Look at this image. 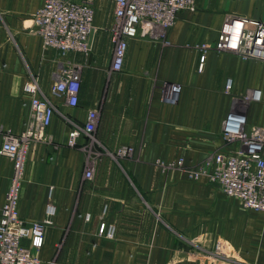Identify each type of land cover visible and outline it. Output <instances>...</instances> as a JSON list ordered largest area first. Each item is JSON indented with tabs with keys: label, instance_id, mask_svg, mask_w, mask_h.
Masks as SVG:
<instances>
[{
	"label": "crops",
	"instance_id": "1",
	"mask_svg": "<svg viewBox=\"0 0 264 264\" xmlns=\"http://www.w3.org/2000/svg\"><path fill=\"white\" fill-rule=\"evenodd\" d=\"M43 4L0 0V148L5 134L28 127V82L37 80L42 98L55 107L46 140L29 151L20 193L21 218L33 223L45 218L53 188L56 215L34 254L44 262L58 256L56 264H264V212L246 210L208 180L189 175L229 149L222 128L231 110L264 130V63L213 47L202 70L199 50L215 45L228 16L264 22V0H197L196 10L182 12L165 38L131 40L117 73L111 71L113 2L94 4L88 58L44 47L32 32ZM73 64L82 66L75 109L51 93ZM175 85L182 92L172 105L165 95ZM256 90L261 100L245 104ZM97 102L102 111L95 143L82 138L81 147H67L72 123L84 124ZM121 148L134 153L120 158L115 153ZM88 165L92 180L84 179ZM12 173L11 161L0 156V210ZM104 222L116 227L114 240L98 234Z\"/></svg>",
	"mask_w": 264,
	"mask_h": 264
},
{
	"label": "built area",
	"instance_id": "2",
	"mask_svg": "<svg viewBox=\"0 0 264 264\" xmlns=\"http://www.w3.org/2000/svg\"><path fill=\"white\" fill-rule=\"evenodd\" d=\"M115 4L112 42L114 44L111 71L121 72L127 57L129 43L136 38L163 39L179 15L195 11L197 0H108ZM96 0H44L33 18L32 32L43 39L44 47L56 50L62 57L79 54L88 58L92 52L95 27ZM215 48L238 55L244 61L264 63V22L247 17L228 16L220 30L214 46L202 44L200 69L203 70L207 53ZM82 66L73 64L63 69L58 82L52 87L53 96L62 97L70 108L80 107V73ZM231 82L227 84V91ZM24 92L31 96V119L26 130L15 135L3 136L0 156L8 158L13 166L11 183L5 202L0 210V264H56L42 261L34 254L44 246L46 230L53 225L56 208L52 203L53 188H50L46 216L42 221L27 223L19 210L20 193L26 175V162L33 144L46 140L47 130L55 115L54 105L42 98L37 80L28 82ZM182 88L178 85L167 89L165 100L176 105ZM261 91L244 98L245 104L259 102ZM102 104L88 110L84 124L72 123L67 147L76 149L80 140L86 138L95 143L94 134L100 119ZM222 137L229 147L211 156L203 164L192 168L190 178L195 181L208 180L229 198L238 200L244 209L264 212V130L250 126L247 115L240 110H231L227 115ZM81 147V146H80ZM88 146L82 147L91 152ZM134 153L133 148H121L115 155L126 158ZM93 168L88 165L85 180L93 179ZM90 220V216H86ZM116 227L102 223L98 234L114 240ZM29 242V246L23 244ZM61 248V245H59Z\"/></svg>",
	"mask_w": 264,
	"mask_h": 264
},
{
	"label": "rangeland",
	"instance_id": "3",
	"mask_svg": "<svg viewBox=\"0 0 264 264\" xmlns=\"http://www.w3.org/2000/svg\"><path fill=\"white\" fill-rule=\"evenodd\" d=\"M98 103H100V102H97L96 104H98ZM97 150H98V151H97ZM97 150H95V152H97L96 155L100 154L99 149H97ZM57 260H58V259H56V262H57Z\"/></svg>",
	"mask_w": 264,
	"mask_h": 264
}]
</instances>
